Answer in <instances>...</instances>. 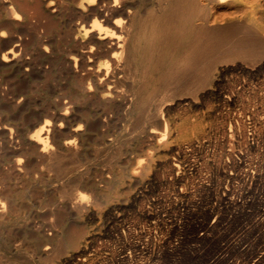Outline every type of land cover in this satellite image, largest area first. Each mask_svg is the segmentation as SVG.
Here are the masks:
<instances>
[{
    "label": "bare ground",
    "instance_id": "1",
    "mask_svg": "<svg viewBox=\"0 0 264 264\" xmlns=\"http://www.w3.org/2000/svg\"><path fill=\"white\" fill-rule=\"evenodd\" d=\"M184 256L264 264V0H0V264Z\"/></svg>",
    "mask_w": 264,
    "mask_h": 264
},
{
    "label": "rangeland",
    "instance_id": "2",
    "mask_svg": "<svg viewBox=\"0 0 264 264\" xmlns=\"http://www.w3.org/2000/svg\"><path fill=\"white\" fill-rule=\"evenodd\" d=\"M181 260H180V259ZM183 258V259H182ZM185 260V261H184ZM188 261V264H195V262L190 258V257H187V256H184V257H178V258H176L175 259V261H173V262H169V263H167V264H186V262ZM181 261V262H180ZM180 262V263H179ZM185 262V263H184Z\"/></svg>",
    "mask_w": 264,
    "mask_h": 264
}]
</instances>
